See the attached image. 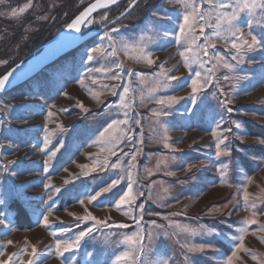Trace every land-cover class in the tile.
<instances>
[{
  "label": "rangeland",
  "instance_id": "obj_1",
  "mask_svg": "<svg viewBox=\"0 0 264 264\" xmlns=\"http://www.w3.org/2000/svg\"><path fill=\"white\" fill-rule=\"evenodd\" d=\"M93 1L0 3V78ZM134 1L95 15L83 34L105 27ZM186 4L141 0L0 98V259L8 258L6 264H113L139 247L135 264H264V12H239L235 24L244 35L234 49L229 32L215 34V12L207 22L196 14L208 12L210 0ZM185 14L194 25L182 34ZM252 36L257 44L249 48L243 40ZM141 49L154 63L140 58ZM173 60L174 129L183 131L174 135V180L143 182L140 164L151 153L148 113L162 107L152 78ZM146 103L150 108L139 112ZM113 121L125 122L109 128ZM130 184L134 203L119 204ZM97 192L89 203L84 194ZM156 203H174V211ZM89 214L96 219H83ZM88 229L78 248H58ZM125 236L134 242L125 243ZM119 264H133L131 254Z\"/></svg>",
  "mask_w": 264,
  "mask_h": 264
},
{
  "label": "snow or ice",
  "instance_id": "obj_2",
  "mask_svg": "<svg viewBox=\"0 0 264 264\" xmlns=\"http://www.w3.org/2000/svg\"><path fill=\"white\" fill-rule=\"evenodd\" d=\"M4 0H0V3H3ZM111 3H115L116 0H110ZM182 3H185V6H187L186 4V0H181ZM210 8L208 10V12L206 13H196L197 15L200 16V19L205 20V22H207L206 17H210L212 15L213 12L216 13V26H217V31H216V35L219 37L220 36V30H224L227 31L231 34V45L234 49L238 48V43L237 41L242 39L243 37V33L241 31V29L235 24V21L237 19V16L239 14V12L241 11H245L247 12L250 16L254 15V12L257 8L261 9L262 12H264V0H210ZM30 5L29 4H25L24 7H21L19 9L20 13H23ZM106 5L101 3V0H96L95 3L91 4L90 7L88 9L85 10V12L81 13V15L79 17L76 18V20H74L70 25H68V27L70 29H74L75 31L79 32L80 31V24L85 20V18L90 15V13L94 10H96L98 7H105ZM235 9V11H233L231 14H229L226 10L227 9ZM3 14V13H0ZM17 14V10L16 9H12L11 11V15L15 16ZM184 24H182L180 26V32L182 34H185V30L186 28H191L194 25V18H193V24L190 25V16L188 14H185L184 17ZM88 23H91V21L89 20ZM251 24V21H249V25ZM227 25V27L225 28L224 26ZM201 32H203V28H201ZM109 40L112 39L111 36L108 37ZM243 44L247 45L249 48L253 47L254 45L257 44V40L255 36H252L251 42L247 41V40H243ZM123 47L127 48V45H124ZM93 52H100L101 50L99 48L93 49ZM188 51H191V49L189 48ZM180 55L182 57L185 58V62H186V66H187V60L188 57L185 56V52H180ZM204 55H207V51H204ZM196 59H199V55L198 53L195 54ZM142 59H146V62L148 64H152L154 63V61L150 58V54L146 53L143 51V49H141V57ZM89 60H92L93 57L91 55H89L88 57ZM201 67H203V63L200 64ZM225 67L231 68V65L225 64ZM11 75V73L5 75L3 78H0V91H2L5 88V84L6 81L8 80L9 76ZM196 76H200V73L197 72ZM115 79V77H113ZM171 79H176L175 77H171ZM193 84V91H197V81L193 80L192 81ZM166 86V85H165ZM125 92L128 91V89H124ZM114 95L116 94L115 92L113 93ZM176 98L175 97H170L168 98V102H175ZM159 103L163 104L165 103L164 100H160ZM231 110V109H229ZM49 115H51V113H49ZM125 121H113V123L111 125H109V128H113L118 124L124 123ZM229 131H231L229 129ZM214 136H216V133H213ZM223 141H221L222 143ZM261 143H264V140L261 141ZM168 146V145H165ZM217 148L219 149V144L217 145ZM219 154V152H218ZM55 155V152L52 153V156ZM51 158V157H50ZM132 159H135V156L132 157ZM116 165H113V167H115ZM129 179H131V176H129ZM117 181H114L113 184H115ZM57 192L60 191L59 188L56 189ZM104 192H108L109 188H105L103 190ZM85 198L88 199L89 203L95 201L97 199L98 196H100V193L97 192L95 193V195H90L85 193ZM248 193L245 191L244 193V199L247 201L248 199ZM83 200H80V203L83 204ZM134 203V198L132 196V187L131 184L129 185V189L128 192L125 193V195L123 197H121L119 204H131ZM119 204L117 205V207L119 208ZM253 207H255V205H253ZM142 211V210H141ZM255 215V213L253 214ZM83 219L85 220H95L96 218L94 216H92L91 214L85 216ZM45 223H47V217H45ZM100 223H104V222H100ZM245 223H255V221L253 220H247L245 221ZM115 227H126V225L123 224H118V225H114ZM187 230V229H185ZM241 231H245V229H241ZM92 232V229H88L87 232H80L79 235H77L74 240L71 241H60L58 242V248L60 246H63V251H69L73 248H78L80 245V241L84 239V237L86 235H88L89 233ZM242 239V238H241ZM124 242L125 243H133L134 239L133 236H125L124 238ZM135 243H139V240L137 239L135 241ZM200 249L202 250L203 246H199ZM143 249L142 247L139 248H129L127 251L122 252L119 256L116 257V260L113 261V264H119V261L121 260H127L130 257L131 254V258L133 260V264H135V260L138 254L142 253ZM163 264H167V261H164ZM230 264V262H229Z\"/></svg>",
  "mask_w": 264,
  "mask_h": 264
},
{
  "label": "crops",
  "instance_id": "obj_3",
  "mask_svg": "<svg viewBox=\"0 0 264 264\" xmlns=\"http://www.w3.org/2000/svg\"><path fill=\"white\" fill-rule=\"evenodd\" d=\"M162 67H164L163 72L158 76L156 74L152 80L157 83L155 87L162 94L161 100H164L165 103L162 104L159 111L155 109L148 113L149 124L146 131L148 136H150L151 147H145L147 150H151V153L144 155V162L141 161L140 164V171L142 172L140 178L143 182L158 177L174 180V140L176 139L174 135H179L180 132H183L180 129H174V102H168V98L174 97V79H171V77H174V60L165 62ZM130 82V85H133V79ZM164 89L165 92H163ZM150 105L151 103H146L139 108V112L147 110ZM138 127L139 125L135 128L138 129ZM198 161L200 162V160H196V162ZM192 163H195V161L193 160ZM158 205L163 211H174V203ZM15 224L19 227L17 223ZM0 261L1 264H6L8 258L3 257Z\"/></svg>",
  "mask_w": 264,
  "mask_h": 264
},
{
  "label": "water",
  "instance_id": "obj_4",
  "mask_svg": "<svg viewBox=\"0 0 264 264\" xmlns=\"http://www.w3.org/2000/svg\"><path fill=\"white\" fill-rule=\"evenodd\" d=\"M126 1L128 0H116L115 3H111L110 0H101V3L105 4L106 6L98 7L96 10L92 11L90 15H88L85 20L80 24L79 32L75 31L74 29H70L67 26L64 30L54 36L50 41H48L36 55L14 66L10 71L5 74L7 75L11 73L8 80L6 81L5 88L0 91V98L8 92L12 91L13 89L30 81L35 76L44 71L46 68H48L50 65L57 62L59 59L82 47L85 43L89 42L96 36H99L107 28L111 27L112 25L116 24L121 19H123L141 0H135L127 8V10H125L124 13H122L118 18L113 20L105 27L97 31H91L86 34H83V29L85 25L95 15L107 11ZM95 2L96 0L88 4L78 15L73 18V20L68 25H70L74 20H76V18L79 17L81 13L85 12V10L88 9L90 5ZM4 76H2L1 78H3Z\"/></svg>",
  "mask_w": 264,
  "mask_h": 264
},
{
  "label": "trees",
  "instance_id": "obj_5",
  "mask_svg": "<svg viewBox=\"0 0 264 264\" xmlns=\"http://www.w3.org/2000/svg\"><path fill=\"white\" fill-rule=\"evenodd\" d=\"M133 1H134V0H133ZM85 33H87V32H85ZM42 47H43V46H41V47L36 51V53L39 52V51L42 49ZM32 56H33V54L30 55V57H32ZM30 57H28V58H30ZM15 66H16V65H15ZM30 226H32V225H30Z\"/></svg>",
  "mask_w": 264,
  "mask_h": 264
},
{
  "label": "bare ground",
  "instance_id": "obj_6",
  "mask_svg": "<svg viewBox=\"0 0 264 264\" xmlns=\"http://www.w3.org/2000/svg\"><path fill=\"white\" fill-rule=\"evenodd\" d=\"M91 40H93V39H91ZM91 40H90V41H91ZM80 48H81V47H80Z\"/></svg>",
  "mask_w": 264,
  "mask_h": 264
}]
</instances>
